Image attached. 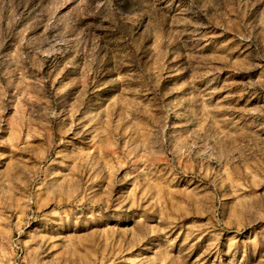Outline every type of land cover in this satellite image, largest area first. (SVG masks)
I'll return each mask as SVG.
<instances>
[{
	"label": "rangeland",
	"instance_id": "obj_1",
	"mask_svg": "<svg viewBox=\"0 0 264 264\" xmlns=\"http://www.w3.org/2000/svg\"><path fill=\"white\" fill-rule=\"evenodd\" d=\"M0 264H264V0H0Z\"/></svg>",
	"mask_w": 264,
	"mask_h": 264
},
{
	"label": "bare ground",
	"instance_id": "obj_2",
	"mask_svg": "<svg viewBox=\"0 0 264 264\" xmlns=\"http://www.w3.org/2000/svg\"><path fill=\"white\" fill-rule=\"evenodd\" d=\"M115 72H116V74H114V77H115L114 81H121L122 80V72L118 66L116 67Z\"/></svg>",
	"mask_w": 264,
	"mask_h": 264
}]
</instances>
